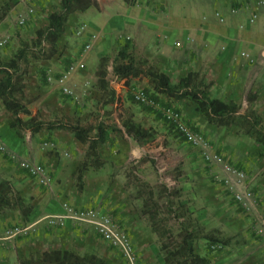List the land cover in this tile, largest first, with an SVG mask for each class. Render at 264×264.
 I'll list each match as a JSON object with an SVG mask.
<instances>
[{
	"label": "rangeland",
	"instance_id": "374dc122",
	"mask_svg": "<svg viewBox=\"0 0 264 264\" xmlns=\"http://www.w3.org/2000/svg\"><path fill=\"white\" fill-rule=\"evenodd\" d=\"M256 2L260 3L257 10L264 7V0H115L109 7L100 2L69 15L55 46L44 45V52L52 55L46 59L32 41L35 32L47 25L48 14L59 9L60 0H34V13L24 27L16 23L17 14L25 9L21 0H0V23L4 21L0 40L6 39L0 46V66L24 49L20 72L26 108L46 124H79L89 128L93 137L100 124L106 132L103 142L89 147L63 129L21 130L0 104V146L5 148L0 151V184L9 189L0 200V229L32 225L27 234L17 235L0 247V264H35L51 258L48 254L56 250L71 254L78 264H94L90 256L103 264H127L91 227L73 222L63 228L49 226L45 217L60 213L64 203L109 215L128 235L136 264H188L175 248L188 232L193 236L194 253L208 264H264V245L254 233L256 212L235 204L220 168L205 163L200 151L185 143L158 110L137 104L129 91L142 89L160 106L180 112L189 125L207 136L213 151L247 172L258 212L264 210L261 147L235 122L225 127L207 123L190 99L154 95L146 78L121 83L111 72L116 53L127 46L135 61L144 60L165 71L172 85L191 71L198 88L208 97L235 103L240 113L250 106L264 128L261 84L255 86L256 91L254 86L247 87V71L240 79L232 77V72L184 64L182 49L174 46L182 32L165 30L170 16L171 20L217 22L214 12L253 14ZM80 24L98 34V42L88 52H82L84 39L75 34ZM189 30L184 34L189 32L193 37ZM175 57L177 67L171 60ZM77 60H82L83 67L67 82L77 95L75 100L64 96L56 84H48L44 74L48 70L59 72ZM103 70L108 88L101 90L98 78ZM116 82L120 84L116 86ZM19 118L26 120L24 115ZM125 122L138 126L145 135L128 134ZM44 142L54 144L51 147ZM21 159L43 164L49 185H39L21 171ZM124 217L128 218L126 223ZM216 244L221 247L213 249Z\"/></svg>",
	"mask_w": 264,
	"mask_h": 264
},
{
	"label": "trees",
	"instance_id": "16d2710c",
	"mask_svg": "<svg viewBox=\"0 0 264 264\" xmlns=\"http://www.w3.org/2000/svg\"><path fill=\"white\" fill-rule=\"evenodd\" d=\"M96 0H60L59 9L48 14L47 25L35 32V39L32 45L37 46L39 54L48 59L52 55L44 52V45L54 47L60 36L63 34L68 17L73 12H83L90 7L97 6ZM27 49L29 46L25 45ZM25 48V49H26ZM127 46L119 50L111 63V72L116 80L127 82L133 78H146L148 87L154 95L163 96L171 100L190 99L195 103L196 110L203 116L210 125L218 127L229 126L236 123L246 135L252 137L261 147L264 155V128L258 114L247 106L243 113H240V106L224 102L217 98H210L204 90L198 88L194 74L188 73L180 78L174 85L171 84L167 74L157 70L144 60L135 61L128 53ZM24 57V49L18 50L16 57L11 58L7 63L0 66V104L3 109L13 116L21 130L29 129L35 133L42 128H58L73 134L75 139L81 143H88L89 147L105 140L106 132L99 124L96 126L95 136H90V129L79 124L63 123L61 126L56 124H46L47 122L37 121L31 111L26 108L23 102V82L20 72L21 60ZM106 70L99 72V87L101 90L108 88L106 80ZM45 79V78H44ZM113 94V91H112ZM113 101L111 98L110 102ZM24 115L26 120L19 117ZM125 131L135 136H144L145 132L140 131L138 126L132 123L124 124ZM8 187L0 184V200L7 195ZM178 247L175 245L177 253L188 264H208V261L199 257L193 250V236L191 233L182 235ZM51 258L37 262L35 264H78L75 259H71V254L58 250L50 252ZM77 259V258H76ZM89 261L94 264H103L102 261L94 256H90Z\"/></svg>",
	"mask_w": 264,
	"mask_h": 264
},
{
	"label": "built area",
	"instance_id": "2783aa9c",
	"mask_svg": "<svg viewBox=\"0 0 264 264\" xmlns=\"http://www.w3.org/2000/svg\"><path fill=\"white\" fill-rule=\"evenodd\" d=\"M25 9L19 12L16 17V23L19 26L27 25L28 21L34 13V0H21ZM220 22L224 19L219 13H215ZM256 14H252L249 19L250 23L255 21ZM77 36L83 37L82 52H88L93 44L98 40V34L91 30L86 24H80L76 30ZM6 43V39L0 40V46ZM174 45L179 47L180 42H174ZM240 56L248 59L249 55L246 52H241ZM83 67L82 60L69 62L59 72L46 71L44 74L45 81L48 84H56L60 92L72 99H77L73 89L67 84L70 76L79 68ZM118 82L115 83L118 86ZM130 96L134 102L141 104L160 112L161 116L173 126L178 135L192 148L198 149L201 153L202 159L207 164L218 166L223 173V183L228 192H230L232 200L243 210L250 212L254 210L256 216L254 217V233L259 241L264 245V210L258 212L255 208L254 192L251 187L252 178L244 170H240L232 166L229 161L221 154L213 151L209 144L207 136L195 130L189 125L180 112L168 106H160L154 99H152L144 90L131 88ZM52 142H44L43 145L53 146ZM0 151L4 152L5 148L0 146ZM11 159H15L12 154H8ZM18 168L23 171L28 177L32 178L39 185H49L50 177L43 164L38 162H30L27 159H21L18 162ZM47 223L51 227L63 228L68 222L76 224H84L91 227L99 237L108 243L111 247L117 249L127 264H136L135 256L130 239L126 232L119 228L114 220L107 214L87 207L82 209H74L68 204L62 205V211L58 214L46 216ZM32 227L26 226L23 228L10 227L0 229V247L3 244L16 237L17 235L27 234ZM220 244L213 245V249H219Z\"/></svg>",
	"mask_w": 264,
	"mask_h": 264
},
{
	"label": "crops",
	"instance_id": "0c3cea01",
	"mask_svg": "<svg viewBox=\"0 0 264 264\" xmlns=\"http://www.w3.org/2000/svg\"><path fill=\"white\" fill-rule=\"evenodd\" d=\"M96 1L98 4L103 2L104 7L112 6L113 1L115 2V0ZM258 4L256 2V11L254 13L256 18L253 23L249 22L252 15L250 12H243L246 14H237L235 12V14L229 11H218L217 13L224 19L223 22L219 21L215 15L216 12H214V16L217 18V22L205 20L202 22L198 19L188 18L186 20L180 18L171 20L170 16L165 30L167 32L172 30L182 32V37L177 38L174 42H180L178 49H182L180 59L183 58L184 64L191 63L192 65L196 63L207 68L213 67L214 70L220 69L221 72H232V77L240 79L245 77L244 73L247 71L246 78L249 79L246 82L247 87L249 85L250 89H252L254 86V91H256L255 86L257 84H261L260 87H264V79L261 80L260 78L264 75V7L257 10ZM104 9L102 8L100 11H104ZM159 24L162 26V23ZM2 25H4V21L0 23V26ZM186 29H190L189 31L192 32L195 42L192 41L193 37L189 32L184 34ZM182 43H186L184 48H180ZM241 52H248L250 54L249 58L241 57ZM174 59H178V57L171 59L173 66L179 65L177 63L179 60ZM259 65L262 66L259 67ZM188 73L193 72L190 71ZM118 81L121 83L125 82V80ZM242 81L240 80L239 83ZM219 100L223 101L221 98ZM212 128L213 126L210 127L211 130ZM215 129L218 130L219 128ZM127 220L128 218L124 217L125 223Z\"/></svg>",
	"mask_w": 264,
	"mask_h": 264
}]
</instances>
